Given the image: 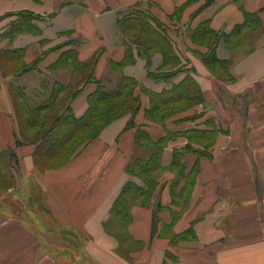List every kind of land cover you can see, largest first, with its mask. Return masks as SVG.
Listing matches in <instances>:
<instances>
[{"label": "crops", "instance_id": "obj_1", "mask_svg": "<svg viewBox=\"0 0 264 264\" xmlns=\"http://www.w3.org/2000/svg\"><path fill=\"white\" fill-rule=\"evenodd\" d=\"M140 4L170 27L171 42L186 64L173 80L150 76L149 71L165 70L163 54L155 53L149 68L119 25L122 15ZM20 11L39 17L33 20L37 30L11 31ZM203 28L217 38L218 60L231 61L225 77L205 67L195 70L194 54L180 48V38L188 43L190 32ZM232 43L254 47L236 52ZM4 44L23 49V61L30 67L1 76L0 87L5 91L12 84L23 91L30 107L47 103L56 83L79 82L81 90L69 105L80 118L98 81L110 89L126 77L137 83L134 95L141 107L134 126L128 127L130 113L118 117L63 164L46 168L28 183L30 189L33 183L40 188L58 233L79 236L83 243L76 240L75 245L96 264H264V0H0V47ZM70 49L77 50L79 62L96 58L92 80H80L83 66L53 68ZM189 74L204 102H184L162 120L150 118L149 93L169 89ZM75 75L80 78L73 81ZM243 96H249L248 104ZM8 124L0 116L3 147L7 138H14L13 125L5 133ZM138 129L166 143L153 171H158L155 194L149 206H132L127 226L128 234L141 242L139 253L120 262L108 224L126 186L142 179L130 171L138 157ZM35 149V144L20 149L28 175L35 170ZM184 188L185 205L175 200ZM154 214L159 217L155 227ZM165 223H172L175 245L163 234ZM41 234L27 214L0 211V264H74L71 257L52 250Z\"/></svg>", "mask_w": 264, "mask_h": 264}, {"label": "rangeland", "instance_id": "obj_2", "mask_svg": "<svg viewBox=\"0 0 264 264\" xmlns=\"http://www.w3.org/2000/svg\"><path fill=\"white\" fill-rule=\"evenodd\" d=\"M170 30V27L167 28ZM190 32V30H188ZM254 31V30H253ZM19 32H26L22 30ZM179 35L180 32L178 33ZM239 35V34H237ZM181 37V36H180ZM187 43L180 38V48L182 51L188 50L194 54L195 57V67H205L211 70L213 74L219 77H225L226 70L230 65L231 61H220L216 58L215 50L217 46V38L214 34L207 32L205 28L197 29L190 32V38ZM234 51L250 50L254 45L251 44H230ZM9 45L4 44L0 47V78H8L17 74L23 69L24 59L17 54L12 55L6 51ZM5 49V50H4ZM64 67V64L58 65V68ZM89 68H86L83 72L87 75ZM196 72V71H195ZM79 74V71L76 72ZM80 78L77 75L74 76L73 81ZM85 80V77L80 79ZM79 82L74 84V82L64 85L58 89V92L53 93L50 103L42 108L32 110L27 103L22 98V95L12 84L8 85V89L5 91L0 87V116L3 118V125L7 127L5 133L9 131L13 125L12 131L14 133L13 139H6L8 143L7 147H3L0 144V211L12 214H27L28 218L32 222V227L37 229L43 237L49 239L52 250L71 257L74 264H96L94 261L90 260L89 256L82 252L81 246L75 245L77 240L82 245V240L79 236L71 235L69 233H58V224L53 217L46 214L45 205L41 200L40 188L33 187L30 189L28 183L32 179H36L39 172L44 171L46 168L56 167L66 160L68 155H70L75 148L79 145L81 140L90 133L94 128H83L77 131V124L73 125L69 121L70 115H72L70 100L72 99V94L75 88L78 87ZM57 90V89H56ZM243 103L246 104L249 96H243ZM205 97L201 91L197 93V97L194 98V103L199 104L204 102ZM152 104L156 103V98H151ZM119 100H114L109 104L104 105L106 107L103 110L107 112L109 109L114 112V110H124V108L115 107ZM119 104V103H118ZM248 104V103H247ZM3 105V106H2ZM177 107H184V102L174 105ZM122 107V106H121ZM168 107H165L161 111L152 110L148 115L152 119H160L163 117L162 113L165 112ZM100 108V107H99ZM120 108V109H119ZM101 110V109H100ZM102 110V111H103ZM117 119V118H116ZM115 120V119H114ZM7 122V123H6ZM53 129V133L51 129ZM76 128V130H75ZM50 133H52L50 135ZM7 135V134H6ZM70 136L69 140L60 139L61 137ZM64 140L67 142L64 144ZM28 144H35L36 149L33 152V162L35 170L29 175L26 173V166L24 164L23 155L21 152V147H26ZM64 144V145H63ZM58 146H60L58 148ZM138 146V158L145 157L149 152H152V144L147 140H143ZM25 149V148H24ZM32 162V163H33ZM142 169H138V177H140V182H135L134 188L136 186L139 189H129L126 190L124 196L128 194L132 197V203L125 205L122 208L121 204L116 206V213L114 218L109 221L108 229L115 233L117 248L116 257L117 261L122 262L124 259L137 258L139 253L141 242L133 239L127 232V226L131 222L132 216V206L136 205L137 202H141L144 206H149V198L155 194L156 185L158 182L154 180L158 171L144 172L143 168H146V164L141 163ZM137 170V169H136ZM34 173V174H33ZM140 174V175H139ZM175 184H173V193H175ZM180 194H176V201L178 203L186 202L187 189L184 188L183 192L180 189ZM159 202L154 204V212L159 209ZM185 205V203L183 204ZM165 209V207H163ZM47 210V209H46ZM25 216V215H24ZM159 223V217H153V227L155 224ZM166 226V227H165ZM172 223L163 224V229H165L163 234H167L166 237L170 239V243H175L172 238L176 235L171 231ZM173 234V235H172ZM76 241V242H77ZM175 245V244H174ZM135 253V256L132 255ZM168 258L171 256L167 254ZM176 259V258H174Z\"/></svg>", "mask_w": 264, "mask_h": 264}, {"label": "trees", "instance_id": "obj_3", "mask_svg": "<svg viewBox=\"0 0 264 264\" xmlns=\"http://www.w3.org/2000/svg\"><path fill=\"white\" fill-rule=\"evenodd\" d=\"M16 15L18 17L16 20H14V24L11 30L12 32H19L22 30L30 29L37 30V26H34L33 24V20L39 18L37 15L27 11L17 12ZM119 25L122 31L126 34L130 45L135 46L138 50V54L146 59L147 66L149 68L153 65V57L155 53L159 52L163 54L164 64L162 65V68L165 70L149 71L151 77L155 79L170 81L186 69V64L183 62L181 56L178 53V50L171 42L169 30L156 19V17L150 12L148 8H145L141 4L134 5L129 12L122 15L119 20ZM207 32L210 33V31L208 30ZM6 51L12 55H21L22 58L24 55L23 49L6 48ZM95 62L96 58H93L89 62H79L77 59V50L70 49L63 53L59 60L52 66L53 68H58V65L64 64V67L74 66L78 70L82 66V68L84 69L89 68L88 71L90 72L91 69V73H89V76L84 75V77L85 80H92V68L95 65ZM29 67L30 66H28L24 62L23 69L20 74L28 70ZM60 68L62 67L60 66ZM98 85L99 86L97 91L90 98V105L84 116L76 118L71 113L72 115H70V117L68 118L69 121L73 123V125H78L76 127L77 131H79L80 129L82 130L83 128H94L81 140L77 148L85 141L97 137L106 125L124 114H131V119L128 122V127L134 126V117L141 107V101L139 97L134 95V91L137 86V83L134 79L126 77L124 81L115 89H110L104 83H101L99 81ZM63 86L64 84L62 83H56L54 85L52 95L47 103H44L43 105L38 107H30L28 104L27 105L32 110L42 109L46 107L50 103L53 93L58 92V89ZM80 90V88H76L71 96L74 97ZM199 91L200 89L197 85L196 80L192 76H190V74L186 75L181 81L175 82L174 85L169 89H164L163 91L158 93H149L151 98H156L157 101L156 103H153V106L148 110V113H152L153 109L158 112L165 107L170 106L165 112L162 113V119H164L166 116H169L176 110L173 104L176 105L177 102L194 103V98L197 97V93ZM19 92L24 99V92L21 90H19ZM114 100H119V104L117 103L114 106L116 108H124V110H114V112H112L110 109L108 112L106 110H103V108L106 107V105H104L102 108L103 103L109 104ZM162 119L160 118L158 120ZM53 129L54 127L51 129L52 133ZM52 133H50V135ZM69 137L65 136L64 138L61 137L60 139H62L61 141H63V139L69 140ZM66 140H64V144L67 142ZM143 140H147L152 144L153 151L149 152L145 157H137L134 159V162L130 167V171L137 175L138 169H142L138 161L146 164V168H143L144 172L147 173L155 170L159 163L161 150L166 143V140L164 138L158 141H153L150 139L148 133L145 130L138 129L136 135V143L140 144L141 142H143ZM59 147L60 146H58V148ZM77 148H75L74 151L70 155H68L65 161H67L71 157V155L77 150ZM64 162H62L61 164H63ZM61 164H58L57 166ZM134 184V182H131L126 186L118 201L116 202L115 209L118 204H121V206H123L122 208L126 209L125 205H129L128 203H132V197L129 194L125 197L124 193L129 189L137 190L140 188L138 186H136L137 188H134Z\"/></svg>", "mask_w": 264, "mask_h": 264}]
</instances>
